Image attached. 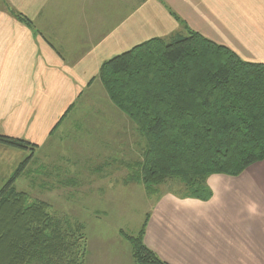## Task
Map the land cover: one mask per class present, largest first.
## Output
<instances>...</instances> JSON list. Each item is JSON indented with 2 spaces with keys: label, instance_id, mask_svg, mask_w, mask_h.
<instances>
[{
  "label": "crops",
  "instance_id": "1",
  "mask_svg": "<svg viewBox=\"0 0 264 264\" xmlns=\"http://www.w3.org/2000/svg\"><path fill=\"white\" fill-rule=\"evenodd\" d=\"M172 12L264 63V0H0V134L44 144L105 60L182 31ZM208 184V200L161 194L145 243L169 264H264V160ZM122 256L135 264L130 247Z\"/></svg>",
  "mask_w": 264,
  "mask_h": 264
},
{
  "label": "trees",
  "instance_id": "2",
  "mask_svg": "<svg viewBox=\"0 0 264 264\" xmlns=\"http://www.w3.org/2000/svg\"><path fill=\"white\" fill-rule=\"evenodd\" d=\"M6 6L35 28L30 17ZM172 13L182 31L114 55L98 76L145 139L142 158L127 163L124 183H141L150 196L169 184L178 196L208 200L209 176H238L264 160V63L245 59ZM0 145L28 154L0 188V264H85V223L51 212L47 201L16 186L40 145L5 134ZM148 217L136 234L120 228L119 235L136 264H169L145 243Z\"/></svg>",
  "mask_w": 264,
  "mask_h": 264
},
{
  "label": "rangeland",
  "instance_id": "3",
  "mask_svg": "<svg viewBox=\"0 0 264 264\" xmlns=\"http://www.w3.org/2000/svg\"><path fill=\"white\" fill-rule=\"evenodd\" d=\"M88 84L37 148L16 186L32 199L47 201L51 212L85 223V264H122V249L130 244L120 237V228L136 234L153 202L171 185L150 196L143 184L124 183L127 163L142 158L145 139L109 100L100 78ZM27 155L0 145V188ZM129 260L124 264H132Z\"/></svg>",
  "mask_w": 264,
  "mask_h": 264
}]
</instances>
